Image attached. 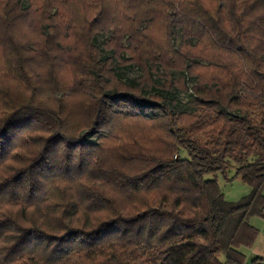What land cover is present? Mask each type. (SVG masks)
<instances>
[{"label": "trees", "instance_id": "obj_1", "mask_svg": "<svg viewBox=\"0 0 264 264\" xmlns=\"http://www.w3.org/2000/svg\"><path fill=\"white\" fill-rule=\"evenodd\" d=\"M263 185L264 0H0V264H264Z\"/></svg>", "mask_w": 264, "mask_h": 264}, {"label": "rangeland", "instance_id": "obj_2", "mask_svg": "<svg viewBox=\"0 0 264 264\" xmlns=\"http://www.w3.org/2000/svg\"><path fill=\"white\" fill-rule=\"evenodd\" d=\"M101 38L98 36L96 42H100ZM137 72L135 67H130L125 71L126 75H133ZM188 97L186 93L180 94V99L185 100ZM93 137V136H90ZM182 154L184 150L182 149ZM233 168L230 167L226 174L228 177L232 175ZM216 179L220 190L222 191L224 198L228 200H234L245 194L249 187L248 185L242 181L238 176L231 177L229 179L223 177V175L219 172H216ZM262 192L264 194V185L262 188ZM250 224H252L257 229V233L251 245L247 247L239 246V250L243 253V261L244 263H248L250 258L254 255H261L264 253V217L251 215L248 218Z\"/></svg>", "mask_w": 264, "mask_h": 264}]
</instances>
